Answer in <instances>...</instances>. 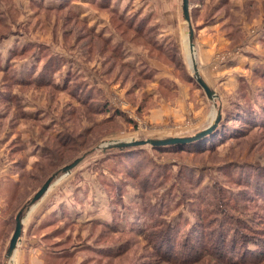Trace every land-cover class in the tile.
I'll return each instance as SVG.
<instances>
[{
	"label": "rangeland",
	"instance_id": "1",
	"mask_svg": "<svg viewBox=\"0 0 264 264\" xmlns=\"http://www.w3.org/2000/svg\"><path fill=\"white\" fill-rule=\"evenodd\" d=\"M181 4L0 0V264H264V0Z\"/></svg>",
	"mask_w": 264,
	"mask_h": 264
},
{
	"label": "water",
	"instance_id": "2",
	"mask_svg": "<svg viewBox=\"0 0 264 264\" xmlns=\"http://www.w3.org/2000/svg\"><path fill=\"white\" fill-rule=\"evenodd\" d=\"M188 2H189V0H182L181 9H182L183 18L188 23V28H189L188 29V44L190 47V51H192L193 30H192V27L190 24ZM191 65H192L193 74H194L196 82L198 83V86L203 88V90L206 93L208 98L214 99L217 96L216 93L214 92L213 89H211L206 84V82L202 79V77L198 73V70H197V67H196V64H195L193 58L191 59ZM220 117H221L220 112H217L215 119H213L206 127H204L203 129H200L199 131H197L193 135L171 136V137L160 138V139L146 138V139H136V140H130V141H117V142H114L113 144L111 143L110 145L111 146H117V147H127V146H138V145H143V144L149 143V144L155 146V145H164V144H170V143H185V142L193 141V140L199 139L202 136L210 134L216 128V126L220 120ZM80 160H81V157H78V158L74 159L73 161H71L70 163L63 165L58 171L52 173L41 184V186L33 193V195L31 196V198L29 200L28 206H30L33 203H35L36 201H38V199L42 195H44V193L49 188L51 181L53 180L54 177H56L59 174V172H62V173L69 172ZM27 208H29V207H27ZM21 213H22V211L19 210L15 215V225H14L13 232L9 238L8 248H7V256L12 255V253L15 251L16 245L20 239V234H21V230H22Z\"/></svg>",
	"mask_w": 264,
	"mask_h": 264
},
{
	"label": "trees",
	"instance_id": "3",
	"mask_svg": "<svg viewBox=\"0 0 264 264\" xmlns=\"http://www.w3.org/2000/svg\"><path fill=\"white\" fill-rule=\"evenodd\" d=\"M31 198V197H30ZM30 198L22 205V207L19 209V210H21V211H24V209H26V207L28 206V203H29V200H30ZM22 214V213H21ZM14 225H15V219H14ZM7 248H8V246H7ZM206 254H208V255H210V253H206ZM204 255V254H203ZM206 262V261H205Z\"/></svg>",
	"mask_w": 264,
	"mask_h": 264
},
{
	"label": "crops",
	"instance_id": "4",
	"mask_svg": "<svg viewBox=\"0 0 264 264\" xmlns=\"http://www.w3.org/2000/svg\"><path fill=\"white\" fill-rule=\"evenodd\" d=\"M203 79V78H202ZM153 116H156L155 114H153ZM31 264H42L41 261H39L35 256L34 258L31 260Z\"/></svg>",
	"mask_w": 264,
	"mask_h": 264
}]
</instances>
